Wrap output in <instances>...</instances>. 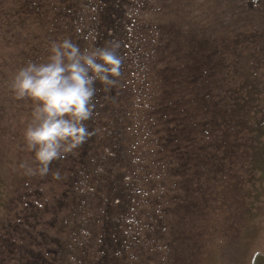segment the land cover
I'll return each mask as SVG.
<instances>
[{
  "label": "rangeland",
  "instance_id": "obj_1",
  "mask_svg": "<svg viewBox=\"0 0 264 264\" xmlns=\"http://www.w3.org/2000/svg\"><path fill=\"white\" fill-rule=\"evenodd\" d=\"M51 1L47 17L34 18L28 0H0V188L16 199L12 211L0 203V232L9 229L18 240L31 229L24 203L40 201L42 222L31 229L33 235L68 237L72 222L66 230L58 228L71 209L55 215V204L75 180L70 172L59 177V167L40 174L24 137L35 105L17 99L11 85L29 62H47L53 42L88 32L86 50L89 42L103 48L114 38L124 45L118 51L123 63L121 84L114 89L118 96L103 97L106 89L95 95L97 126L85 124L91 133L98 131L83 143L105 162L104 174L118 171L109 169L115 153L110 134L112 109L122 107L123 119L131 121L127 157L134 172L128 178L139 193L132 202L118 199L122 207L116 215L129 212L118 221L121 235L132 233L139 244L119 259L123 264H264V13L248 14L244 3L238 5L241 0H90L77 24L51 28L55 17L71 20L72 5ZM234 17L239 24L228 26ZM110 19L117 25L94 27ZM136 49L147 52V65L131 63L130 51ZM68 153L79 160L82 145ZM28 168L33 172L26 179ZM92 178L97 177L83 184L95 201L76 221L94 217L99 234L108 228L112 233L118 224L111 218L102 223L101 189L92 186ZM113 189L111 194L121 191L117 185Z\"/></svg>",
  "mask_w": 264,
  "mask_h": 264
},
{
  "label": "trees",
  "instance_id": "obj_2",
  "mask_svg": "<svg viewBox=\"0 0 264 264\" xmlns=\"http://www.w3.org/2000/svg\"><path fill=\"white\" fill-rule=\"evenodd\" d=\"M28 2L32 3V5L34 6V8L31 7L30 9L31 14L33 13L34 18H42V16L46 18L48 15L47 11L49 5H53L51 0H28ZM67 2L72 3V5L68 8V10H70L69 17H71V20H66L63 22L62 20H60L59 22H57V18L55 17L51 19L52 21L50 22L51 24L49 25V27L54 28L55 25H62L64 22H72L73 24H77V22L84 18L80 16V11L84 10V7L92 4L90 0H68ZM243 3L245 8L247 9L246 12L248 14L260 15L264 13L263 0H259L257 4H254L253 0H241L240 2H238V5L241 6L243 5ZM55 6L56 3H54V7ZM262 20H264V17ZM40 21L41 19H39V22ZM107 21L108 22H106V24L105 20L102 21V24H100V21H96L95 23H98L94 27H98L99 29H101L105 25V27H108L109 24L117 25V20L110 19ZM239 22V19H236L234 17L232 21L228 23V26L229 24L231 26H236V24H239ZM86 35H88V32H84V34H82V37H76V35H74L73 33L66 37H69L68 39H71L72 42L77 44L83 51L87 49L86 44L88 39H84ZM113 41H115V38L113 39ZM96 44L98 45L99 41H97ZM110 46L111 44L108 47ZM121 46L124 47L123 44ZM128 46H130V42ZM95 47V44L89 42L88 51L94 50ZM119 49L118 51H120ZM130 53H133L131 54L132 57L130 61L132 64H136V66H144L149 62L146 60L147 52H145V54L143 55L142 53L140 54V52L136 49L135 52L132 50L130 51ZM118 55L120 54L118 53ZM124 56H126V59L127 57L129 58L127 52L124 53ZM128 60H126V62H129ZM122 66L123 63L121 64V68ZM114 79H116L117 81L114 86L104 85L102 87V83L96 81L94 85L96 88V94H98L100 90L102 92L104 89H106V91L102 95L103 97L118 96V93L115 92L114 89L118 84H121V76L120 78L116 77ZM97 87L101 88L97 90ZM119 89L120 87L118 88V90ZM241 103L242 102H239L238 104ZM112 111H115L116 114L115 121L113 122V126L115 125V129L110 134V137L114 139V145L110 147L114 148L115 153L111 154V156L109 157L111 158L109 169H111V167L113 166L118 171L112 173H109L107 171L106 174H104L105 162L102 161L101 163V161L97 159L95 153L91 154L89 143V145L87 143L82 144L83 155L79 160L73 157L71 154L66 153L63 155V158L55 160L54 163H51L50 166H53L55 168L59 167V169H61L59 170V177H62L67 172H70L71 176L75 180L71 184V187L66 192V194H64L62 198L56 202V209L54 208L55 210H58L55 215H58L64 209H71L69 216L61 220L60 228H58L59 232H61L62 230H66V228L70 226V222H72L73 224L71 225V229L68 231V237H66L64 240H61L59 238L56 239L55 237H52V239H50V237L43 233V231H40L39 234L35 237L31 232V229L37 228V226L40 225V222H42V216L40 215L41 212L38 209L40 201L37 203L38 206H33L32 204L26 202L24 203L23 207V212L26 213L27 216V223L25 224L31 227V229H24V233L19 235L18 240L12 239L9 229H6L7 231L5 232L4 228V230L0 232V264H123V260L119 259L120 256L125 254L129 250H131L132 252V249L134 250V248L139 244V242L135 240V235H133L132 233L128 234L126 232V236L121 235V225L118 221H123L129 214V212L126 216L123 214L116 215V213L122 207V205L120 206L121 202L120 200L118 202V199L127 200L128 198H130V202H132V200L134 199L133 196L138 195L139 188L138 184H136V181L134 182L133 180H130L128 178V174L134 172L133 169L130 168V159L127 157L130 148V139H128V136H126V129L128 128L129 124H131V121H126L125 119H123L122 107H119L118 109V107L116 106L115 109H112ZM94 112L96 111L94 110ZM95 115L99 116L100 114L95 113ZM97 120L98 119L94 115L90 119V122L94 127L97 126ZM97 131L98 130L92 129V133H96ZM120 134H122L123 136H121ZM95 139L96 136L94 140ZM1 141L2 135L0 134V142ZM100 143L101 145L103 144L102 142ZM107 156L109 155L107 154L106 157ZM64 159L65 161H62ZM63 164L65 166H63ZM100 167H102V170H100ZM92 175L97 177L92 178V180L90 181L92 186L94 184V187L97 190L101 189L100 194L102 200H100V205L103 204L102 223L103 220L106 223L108 221V218H111L110 221L118 224L119 228H115L112 233L108 228L106 230H101L99 234L97 231L98 229L95 227L97 221L94 220V217H86L85 219H82L81 217L79 223H77L76 221L79 215H84L85 210L88 211L89 209H92L89 202L93 203L95 201L94 196L86 192L83 184L85 183V179H87V177H92ZM114 175L117 176L114 177ZM30 177L31 174H27L25 178L29 179ZM123 177L126 178V182L122 181ZM2 180L4 179L0 178V181ZM62 180L67 181V177ZM115 185L121 187V191H117L116 193L111 194L114 190L113 188ZM5 192V190L0 188V203H2L6 208L12 211L13 207L10 206V202H13L16 199L11 198L10 194L8 196V194ZM38 200H41V198H39ZM44 204L45 207H47V203ZM28 208H32L31 212L27 211ZM95 217H97V215H95ZM100 219L101 218H99L98 220ZM87 231H89V233H87Z\"/></svg>",
  "mask_w": 264,
  "mask_h": 264
},
{
  "label": "clouds",
  "instance_id": "obj_3",
  "mask_svg": "<svg viewBox=\"0 0 264 264\" xmlns=\"http://www.w3.org/2000/svg\"><path fill=\"white\" fill-rule=\"evenodd\" d=\"M110 43V47L82 51L71 39L53 42L47 62H29L15 75L11 87L16 98H29L35 105L24 137L28 150L35 153L41 175L92 134L85 122L94 115L95 82L114 86V78L121 74L120 43Z\"/></svg>",
  "mask_w": 264,
  "mask_h": 264
}]
</instances>
